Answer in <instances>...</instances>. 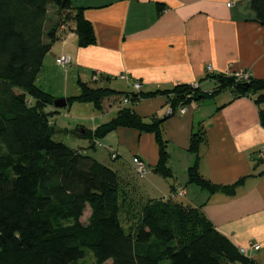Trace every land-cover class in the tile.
<instances>
[{"label": "trees", "instance_id": "1", "mask_svg": "<svg viewBox=\"0 0 264 264\" xmlns=\"http://www.w3.org/2000/svg\"><path fill=\"white\" fill-rule=\"evenodd\" d=\"M251 6L264 25V0H252ZM60 28L75 32L80 47L95 42L83 7L71 0H0V264H85L80 260L87 251L94 264H257L199 208L172 198H142L120 170L52 138L55 97L36 79ZM211 77L217 82L211 92L191 84L161 91L173 95L172 113L177 106L230 88L235 97L254 96L264 127V78ZM77 84L79 94L67 97L68 105L91 103L101 110L106 98L129 97L94 130L75 129L78 137L89 139L88 148L100 146V139L118 128L149 132L158 145L152 171L172 176L163 119L145 121L132 109L142 93ZM202 140L201 131L191 134L189 150L196 159L188 168V183L212 190L214 185L198 172ZM87 208L89 214H84Z\"/></svg>", "mask_w": 264, "mask_h": 264}, {"label": "crops", "instance_id": "2", "mask_svg": "<svg viewBox=\"0 0 264 264\" xmlns=\"http://www.w3.org/2000/svg\"><path fill=\"white\" fill-rule=\"evenodd\" d=\"M71 2L83 7L95 42L80 47L75 32L68 29L63 33L60 28L59 38L44 56L36 83L55 98L79 94L78 81L142 93L132 109L145 121L163 119L172 176L164 178L152 171L158 160V145L149 132L115 129L101 138L102 144L91 148L89 155L106 164L98 149L102 147L110 160L119 161L112 168L126 175L134 173V158L140 157L148 173L141 178V184H134L130 175L125 178L130 188L135 185L134 190L146 199L165 198L172 189L182 186L184 195L175 200L199 208L238 249L248 248L251 242L259 243L257 251L249 250L245 255L264 264V156L257 157L264 143V127L254 96L235 97L230 88H224L209 97L177 106L172 113L173 95L161 92L180 84H197L201 91L211 92L217 86L211 76L221 73L241 72L254 79L264 78V25L257 19L252 0ZM229 2L233 4L228 6ZM61 54L72 57L67 68L54 62ZM208 65L210 72L206 70ZM134 80L140 83L138 90L131 85ZM149 92L156 93L146 96ZM106 100L101 110L91 103H73L80 110L75 114L77 119L88 114L89 119L94 110L99 112L98 117L89 120V127L78 124L76 128L94 130L108 121L102 119L112 111L116 115L117 102ZM180 107H185L184 113L179 112ZM47 110L53 108L49 106ZM53 120L56 119L51 118L54 125ZM198 131L203 135L198 149V172L214 185L212 190L188 183L187 171L196 159L189 150L190 137ZM254 141L253 147H247ZM77 149L88 154L84 147Z\"/></svg>", "mask_w": 264, "mask_h": 264}, {"label": "rangeland", "instance_id": "3", "mask_svg": "<svg viewBox=\"0 0 264 264\" xmlns=\"http://www.w3.org/2000/svg\"><path fill=\"white\" fill-rule=\"evenodd\" d=\"M53 11V9L50 10V12ZM59 56V55H58ZM56 56L55 59H54V62L59 65L57 62H56V58L58 57ZM71 65V64H70ZM69 65V66H70ZM61 66V65H59ZM63 67V66H61ZM238 79H242V78H238ZM38 84V83H37ZM93 84V83H92ZM39 85V84H38ZM131 85L133 86L134 84L131 83ZM92 86H95V85H92ZM140 88V87H139ZM138 88V89H139ZM126 90H129V88H127ZM60 98H64V97H60ZM66 99V98H65ZM67 101V99H66ZM114 102V101H113ZM117 105L118 106H125V104H120L121 101H117ZM75 103V102H73ZM66 104L65 107H62V108H56V110H58L57 112L54 113V116L52 117L53 119H56V120H53L55 123H54V128H55V132L53 133L52 135V138L54 140H57V141H61L63 143H65L66 145L70 146V147H73V148H78V147H84L86 148V150L88 151V154H91V148L89 149L87 146H89V139L88 138H82V137H78V135L75 134L74 130L75 128L78 126V124H82L86 127H89V124L91 123L89 120H93V118L95 117H98L97 115L99 114V112L97 110H94V114L93 116L91 115V117H89L88 119V116H85V117H81V119H77L75 117V114H77L80 110H77V108H75V106H72V104ZM78 103V102H76ZM180 109V108H179ZM178 109V110H179ZM185 109V107H184ZM171 107H170V112H171ZM180 111V110H179ZM184 113V112H183ZM74 114V115H73ZM115 115V112H111L109 115L105 116L102 120L104 121H107L109 120L111 117H113ZM88 119V120H85V119ZM97 122L99 119H96ZM82 127V126H81ZM75 134V135H74ZM104 143V142H103ZM98 149H100L101 153L103 155H101V158H103L102 160H104L106 162V164L108 166H116V164L119 162H117L116 160H110L109 158V155H106L104 154L105 152L103 151V148L102 147H98ZM93 153V151H92ZM114 153L111 154V156H114L113 155ZM124 162V161H123ZM126 165V163L124 164ZM134 167V166H133ZM134 169V168H133ZM131 170L129 167H128V171ZM127 171V169H126ZM133 171V170H132ZM147 173H148V169H147ZM146 174V173H145ZM126 177H129V174H124ZM132 178L131 180L133 179L134 180V184L135 183H139L141 184V178L144 177L135 172L134 173H131L130 175ZM139 192V191H138ZM178 197V196H177ZM176 197V198H177ZM174 199V198H173ZM88 213L89 214V208L86 209V211H84V214L85 213ZM87 214L83 216L82 220H84L86 218ZM93 256L91 254L90 251H87L84 258L81 259L80 261L81 262H84L85 264H94L93 262ZM162 264H169V261L168 260H164L162 262Z\"/></svg>", "mask_w": 264, "mask_h": 264}, {"label": "built area", "instance_id": "4", "mask_svg": "<svg viewBox=\"0 0 264 264\" xmlns=\"http://www.w3.org/2000/svg\"><path fill=\"white\" fill-rule=\"evenodd\" d=\"M233 3L229 2L227 5L228 6H231ZM56 62L63 66L64 68H67L71 63H72V57L69 55V54H61L59 55L57 58H56ZM206 70L208 72H210L211 68L210 66L208 65L206 67ZM236 78H242V79H248V74L247 73H241V72H236L235 74H233ZM122 78H126V76L124 75H121ZM133 88H135L136 90H138V88L140 87V83L137 81V80H134L133 81ZM192 86L194 87H198L197 84H191ZM129 103V97H123L121 99V103L120 104H127ZM180 113H183L185 111L184 107H180L179 109ZM264 156V143L260 146V148L258 149V152H257V157L258 158H262ZM133 166H134V169L137 173H139L142 176L145 175V173L147 172V166L145 164V162L140 159V158H135L134 161H133ZM184 195V188L181 187V186H177L175 188V190L170 194V196H167L165 197L166 198H176L177 196L180 197V196H183ZM260 248V244L257 243V242H251L249 244V247L248 248H240V252H242L243 254L245 253H248L249 250H258Z\"/></svg>", "mask_w": 264, "mask_h": 264}, {"label": "water", "instance_id": "5", "mask_svg": "<svg viewBox=\"0 0 264 264\" xmlns=\"http://www.w3.org/2000/svg\"><path fill=\"white\" fill-rule=\"evenodd\" d=\"M67 104V101L65 98H55L53 101V106L55 108H62L65 107Z\"/></svg>", "mask_w": 264, "mask_h": 264}, {"label": "clouds", "instance_id": "6", "mask_svg": "<svg viewBox=\"0 0 264 264\" xmlns=\"http://www.w3.org/2000/svg\"><path fill=\"white\" fill-rule=\"evenodd\" d=\"M256 127L259 128V127H261V126H260V125H256ZM254 144H255V141H254L253 143L248 144L247 147H253ZM240 150L242 151V150H244V149H240Z\"/></svg>", "mask_w": 264, "mask_h": 264}]
</instances>
